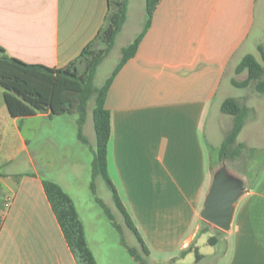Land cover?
<instances>
[{
    "label": "crops",
    "instance_id": "1",
    "mask_svg": "<svg viewBox=\"0 0 264 264\" xmlns=\"http://www.w3.org/2000/svg\"><path fill=\"white\" fill-rule=\"evenodd\" d=\"M122 7L110 48L117 64L144 28L145 0H0V46L25 62L62 67L88 43L104 48V32L114 29L112 17ZM258 45L264 48V0H160L135 54L108 88L107 175L144 243L173 253V260L197 244L215 168L211 148L232 125L220 105L233 97L247 108L236 138L247 149L239 157L250 154L248 166L256 171L253 177L238 171L247 190L218 242L223 255L232 250L230 264H264V94L231 83L246 77L235 72L245 54L259 61ZM65 114L13 117L0 88V264H79L43 187V167H51L46 146L69 144L39 138L40 126ZM83 133L87 142L77 137V145L95 146L92 114ZM50 179L62 186L58 177Z\"/></svg>",
    "mask_w": 264,
    "mask_h": 264
},
{
    "label": "trees",
    "instance_id": "2",
    "mask_svg": "<svg viewBox=\"0 0 264 264\" xmlns=\"http://www.w3.org/2000/svg\"><path fill=\"white\" fill-rule=\"evenodd\" d=\"M160 0H145V24L143 30L131 43L123 47L121 57L110 75L102 85L94 84V75L98 65L109 52L112 43L114 30L124 18L123 7L113 15L114 29H106L104 32L106 46L102 49H94L88 43L80 54L62 67H50L39 63H28L16 57L6 54L0 46V86L4 89V101L9 114L13 117L32 115L37 112L49 111L51 115L72 113L76 115L77 137L82 142H87L83 133V125L87 117V106L89 100H93L91 110L93 130L95 135V148L90 164L91 180L90 188L94 191V181L101 176L111 192L116 209L121 214L125 226L136 236L142 251L148 257L142 238L138 234L133 222L124 208L117 192L109 179L106 171L107 144L110 136V112L105 107V98L108 88L122 65L132 57L145 31L151 23L154 9ZM262 62H259L251 53L245 54L235 67V72L246 71V77L242 80L233 78L231 83L237 87L253 86L258 94H264V48L258 45ZM80 65H84L81 70ZM223 113L232 116L231 128L227 131L221 145L217 148L219 164L222 157L235 159L247 149L242 143L236 142L246 115L247 108L239 100L228 97L220 105ZM43 187L50 206L63 232L68 246L72 250L79 264H97L95 257L90 250L85 236L82 221L79 218L76 207L69 194L56 182L44 179ZM96 202L102 208L111 225L120 233V242L124 245L134 260L147 264L137 248L129 246L124 238L123 227L116 220L113 211L100 198L95 197ZM198 234L211 230L204 220H200ZM216 232L208 237L207 243L215 245L219 236L224 231L213 228ZM188 252H193L195 261L202 258V254L194 242L180 250L178 257H184Z\"/></svg>",
    "mask_w": 264,
    "mask_h": 264
},
{
    "label": "rangeland",
    "instance_id": "3",
    "mask_svg": "<svg viewBox=\"0 0 264 264\" xmlns=\"http://www.w3.org/2000/svg\"><path fill=\"white\" fill-rule=\"evenodd\" d=\"M124 32L126 33V29H124ZM114 49L109 50L110 53H107V56L104 57L96 69L94 75V84L96 86L103 84L116 64V50L114 51ZM258 59L262 62L261 58ZM83 67L84 65H80L81 70ZM92 106L93 100L91 99L87 106L88 120H91ZM40 128H42V130L39 138H49L52 136L54 141L56 140L58 144H69V146H46L45 150L48 152H46L48 155L46 159L51 162V167H43L42 175L49 180H51L50 177H58L62 183L61 187L64 189L65 186L66 189H68V191L64 190L69 193L76 207L79 218L85 228L87 244L95 256L97 264H140L130 256L126 247L121 244L120 233L111 225L102 208L95 200V197H98L110 207L116 220L123 227L126 243L129 246L137 248L139 253L146 258L136 236L125 226L121 214L114 205L111 192L102 177H96L94 181V191L90 188L91 175H88L86 171V162L90 160L95 146L77 145V124L75 115L67 113L61 117L55 116L51 121L42 123ZM32 143L33 141L30 142V148H33ZM211 154L212 162L214 166L217 167L220 164L217 163V148H211ZM251 159L250 154L248 155V153H246L243 158L239 157L235 160L226 159V163L234 172L238 173V171H240L242 176H246L245 171H250L252 174V176L251 174L250 176L253 177L256 168L248 166V162H252ZM36 162L40 161L36 160ZM213 228L214 227L211 226V232L201 233L198 236L196 245L203 255L199 261H195L193 252L189 253L187 256L173 260L171 259L173 253H161L155 248H150L148 244H144L148 249L150 257L168 259L167 262L156 261L155 264H230L232 250H229L228 253L223 255V241H219L215 245L207 243L208 237L216 233ZM179 252L180 251H177L176 255H178Z\"/></svg>",
    "mask_w": 264,
    "mask_h": 264
},
{
    "label": "water",
    "instance_id": "4",
    "mask_svg": "<svg viewBox=\"0 0 264 264\" xmlns=\"http://www.w3.org/2000/svg\"><path fill=\"white\" fill-rule=\"evenodd\" d=\"M246 190L245 178L229 168L226 159L222 157L220 164L213 170L200 211L201 219L215 228L228 231L236 202Z\"/></svg>",
    "mask_w": 264,
    "mask_h": 264
},
{
    "label": "built area",
    "instance_id": "5",
    "mask_svg": "<svg viewBox=\"0 0 264 264\" xmlns=\"http://www.w3.org/2000/svg\"><path fill=\"white\" fill-rule=\"evenodd\" d=\"M9 201H10V200H6V201H5V203H4V207H5V208L8 207V205H9Z\"/></svg>",
    "mask_w": 264,
    "mask_h": 264
}]
</instances>
